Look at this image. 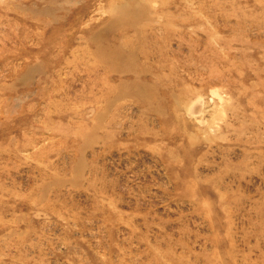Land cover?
<instances>
[{"label": "rangeland", "instance_id": "374dc122", "mask_svg": "<svg viewBox=\"0 0 264 264\" xmlns=\"http://www.w3.org/2000/svg\"><path fill=\"white\" fill-rule=\"evenodd\" d=\"M0 264H264V0H0Z\"/></svg>", "mask_w": 264, "mask_h": 264}]
</instances>
